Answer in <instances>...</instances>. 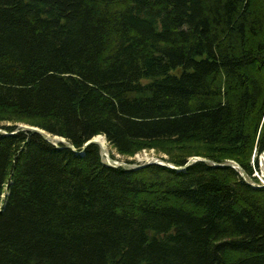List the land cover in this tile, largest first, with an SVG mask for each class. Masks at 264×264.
<instances>
[{
    "label": "trees",
    "instance_id": "trees-1",
    "mask_svg": "<svg viewBox=\"0 0 264 264\" xmlns=\"http://www.w3.org/2000/svg\"><path fill=\"white\" fill-rule=\"evenodd\" d=\"M0 131V264H264V0H0Z\"/></svg>",
    "mask_w": 264,
    "mask_h": 264
},
{
    "label": "rangeland",
    "instance_id": "rangeland-1",
    "mask_svg": "<svg viewBox=\"0 0 264 264\" xmlns=\"http://www.w3.org/2000/svg\"><path fill=\"white\" fill-rule=\"evenodd\" d=\"M20 127L23 129V128H26L27 126L21 125ZM44 135L46 137H48L50 142H55V143L63 142V143L67 144V142L60 137H53V136L48 135L46 133H44ZM99 137L103 138V136H99ZM104 142H105V145L103 147H104L105 151L102 152V159L106 165H115L116 163H118L119 165H123L122 167H126L129 169H135V168L143 167L144 165H147V164H156V163L158 164V162H162V161L166 162V159H168V157L166 155L161 154L156 150H151V151H143V152L139 153L134 158L135 164H128V163H126L127 162L126 157L119 155L117 153V151L110 146V144L108 143V141L106 140L105 137H104ZM112 156L114 157V159L112 158ZM261 158H262V156H258L259 170L255 173V176L259 180L260 184L262 186H264V166L262 165V159ZM198 159H200V158H198ZM113 160H114V162H113ZM201 160H203V159H201ZM115 167H117V165H115ZM254 185H256V183Z\"/></svg>",
    "mask_w": 264,
    "mask_h": 264
},
{
    "label": "water",
    "instance_id": "water-1",
    "mask_svg": "<svg viewBox=\"0 0 264 264\" xmlns=\"http://www.w3.org/2000/svg\"><path fill=\"white\" fill-rule=\"evenodd\" d=\"M23 129H25V130H32V131H35V132H37V133H39V134H41V135H44V132H43L42 130H40L39 128L29 127V126H27L26 128H23ZM0 132H1V131H0ZM44 137H45V139H47V140L49 141L48 137H46V136H44ZM98 137H99V136H98ZM49 142H50V141H49ZM50 143L53 144V145H55V146H58V143H55V142H50ZM91 144H97V145H99V146L101 147L102 152L105 151L104 147H103L99 142L96 141V138H94L93 140H90L88 143H86L84 149H86V148H87L89 145H91ZM69 147H71V146H69ZM84 149L82 150L81 153L84 152ZM263 154H264V152L262 153V155H263ZM262 155H261V156H262ZM198 161H204V160H201V159H198V158L191 159L185 167H179V168H175V167L171 166L169 163H166V162H163V161H162V162H158V164H160V165H164V166H167V167H170V168H172V169H176V170H178V171H183V170H185L187 167H189L190 165H192V164H194V163H196V162H198ZM113 162H114V160H113ZM115 163H116V162H115ZM115 165H117V166H123V165H119L118 163H116ZM230 166L233 167L234 169H236L237 171H239L240 174H241V176L243 177V179H244L245 181H247V180H246V177H245V173H244V171L241 170L240 167H239L238 165H236L235 163H232Z\"/></svg>",
    "mask_w": 264,
    "mask_h": 264
},
{
    "label": "bare ground",
    "instance_id": "bare-ground-1",
    "mask_svg": "<svg viewBox=\"0 0 264 264\" xmlns=\"http://www.w3.org/2000/svg\"><path fill=\"white\" fill-rule=\"evenodd\" d=\"M96 141L97 142H99L102 146H104L105 145V142H104V137L102 138V137H97L96 138ZM262 165L264 166V154L262 155Z\"/></svg>",
    "mask_w": 264,
    "mask_h": 264
}]
</instances>
